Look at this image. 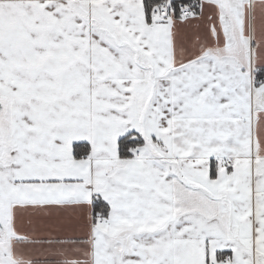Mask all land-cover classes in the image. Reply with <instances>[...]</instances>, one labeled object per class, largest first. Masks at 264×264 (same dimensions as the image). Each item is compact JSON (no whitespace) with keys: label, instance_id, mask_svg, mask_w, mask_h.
I'll return each mask as SVG.
<instances>
[{"label":"snow or ice","instance_id":"snow-or-ice-1","mask_svg":"<svg viewBox=\"0 0 264 264\" xmlns=\"http://www.w3.org/2000/svg\"><path fill=\"white\" fill-rule=\"evenodd\" d=\"M0 264H264V0H0Z\"/></svg>","mask_w":264,"mask_h":264}]
</instances>
